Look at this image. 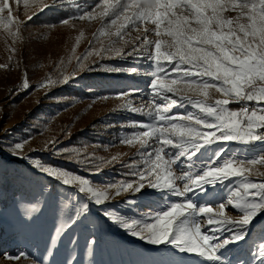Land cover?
I'll return each mask as SVG.
<instances>
[{"label": "snow or ice", "instance_id": "snow-or-ice-1", "mask_svg": "<svg viewBox=\"0 0 264 264\" xmlns=\"http://www.w3.org/2000/svg\"><path fill=\"white\" fill-rule=\"evenodd\" d=\"M56 7L61 5L57 0H52L51 4H45L34 15ZM75 10L80 13L81 20L100 19L102 22L100 34L108 37L109 42L106 47L102 46L96 51V55L114 52L117 57H135L149 62L152 71L148 73V91L154 102L147 112H142L148 123L138 125L146 130L121 140L122 143L141 145L143 165H130V168L139 169L131 172V181L108 183L100 188L84 176L39 158L22 155L25 141L15 142L3 149L18 159L28 160L35 172L75 193V196L57 195L54 209L57 224L49 237V255L54 253L64 235L89 214L91 205L103 207L111 203L113 190L116 196L128 193L134 197L150 188L184 202L169 203L166 198L162 210L151 216V222L147 218H126L108 209L102 211L101 215L147 243L170 245L180 253L195 254L203 258V264H233L232 259L224 255V250L244 240L251 222L264 213V174L251 175V166L264 164V155L251 159L246 155H233L222 160L227 155L223 145L228 142H264V0H97L94 5L84 8L77 4ZM228 12L237 15H226ZM32 19L33 16H28V21ZM121 19L122 22L118 23ZM26 23L17 22L12 0H0V25L14 40L20 38L21 24ZM60 23L67 24L68 19ZM149 23L153 27H144L143 35L125 39L131 30H139L140 25ZM112 28L115 30L112 31ZM150 34L155 39H151ZM11 51L15 53L16 49L12 48ZM9 59L12 60V57ZM84 59L87 56L77 57V63L80 67L88 68L82 63ZM11 67V63L0 64V69ZM129 71L134 74L137 69ZM178 81L182 82L183 88L174 87ZM53 83L58 84L59 81H47L49 86ZM64 83H68V80ZM23 87H30L27 77ZM212 88L222 93L224 98L210 101L209 90ZM138 91L131 90L128 95ZM186 91H194L198 95L179 94ZM156 98L168 101L169 105L161 107L160 103L155 102ZM232 103L255 107L232 111L228 108ZM173 106H192L197 111L181 118L182 114H170ZM131 111L142 110L132 108ZM214 144L220 146L209 159L200 160L197 165L189 164L197 171L176 174L173 165L182 167L185 161L191 162L203 147ZM56 145L57 141L52 140L45 150L51 147L56 155L67 153V149H60ZM115 159L113 157L112 161ZM244 161L248 162V166H242ZM100 171L102 169L92 174L98 175ZM234 180L239 183H234ZM177 181L184 182L182 188ZM224 182L229 183L228 205L242 213L238 219H215L222 216L224 203L219 205L220 213H214L211 207L197 206L189 195L205 191V186ZM52 187L41 185L32 199L17 201V210L25 222H32L43 213ZM123 202L136 204V200L131 198ZM202 217H207L204 232ZM261 239L262 242L255 245L252 252L251 264H264V237ZM77 240L78 237L74 235L69 242L75 244ZM94 244V239L89 240V246ZM26 255L20 252L10 258L19 260ZM69 264H75V260L69 261ZM235 264L248 262L240 258Z\"/></svg>", "mask_w": 264, "mask_h": 264}, {"label": "rangeland", "instance_id": "rangeland-1", "mask_svg": "<svg viewBox=\"0 0 264 264\" xmlns=\"http://www.w3.org/2000/svg\"><path fill=\"white\" fill-rule=\"evenodd\" d=\"M57 2L61 7L45 9L39 15H34L45 4H51L52 0H27V6L25 0H12L17 22L27 21L21 24L20 38L14 40L0 25V64H12L11 69H0V264H69L71 260H75V264H203V258L195 254L180 253L170 245L147 243L101 215L102 211L108 209L126 218H147L151 222V216L162 210L166 198L169 203L184 202L150 188L134 197L128 193L116 196L113 190L111 203L103 207L91 205L89 214L64 235L54 253L49 255V237L57 224L54 211L57 195L75 196V193L35 172L28 160L18 159L3 149L15 142L25 141L22 155L39 158L84 176L96 187L131 181V172L139 169L130 168V165H143L141 145L122 143L121 140L146 130L138 125L148 123L142 112H147L154 102L148 91V73L152 71V66L147 60L117 57L114 52L96 55V51L102 46L106 47L109 42L108 37L100 34L102 22L100 19L81 20L80 13L75 9L77 4L84 8L94 5L97 0ZM226 15L234 17L237 13L228 12ZM28 16H33V19L28 21ZM46 16L55 17L46 20ZM64 19H68L67 24L60 23ZM144 27L152 28L153 25H140L139 30H131L125 39L143 35ZM150 38L155 39V36L150 34ZM163 38L170 40L169 37ZM12 48L16 49L15 53L11 51ZM84 56L87 59L82 63L88 68L80 67L77 63V57ZM117 68L121 71H115ZM132 68L137 69L134 74L129 71ZM26 77L30 85L27 89L23 87ZM49 79L58 80L59 83L49 86ZM65 80L68 83H64ZM42 83L44 86H39ZM174 87L184 86L178 81ZM59 88L62 90L59 91ZM131 90L139 91L128 95ZM121 93L125 95H119ZM179 94L198 95L194 91ZM222 98V93L215 88L209 90L210 101ZM155 102L160 103L161 107L169 105L168 101L159 98ZM132 108L142 111L133 112ZM228 108L238 111L242 104L232 103ZM196 111L192 106L170 108V114H182L181 118ZM74 135L79 136L74 138ZM52 140L57 141L56 147L67 149V153L56 155L51 147L45 150ZM255 143H226L223 146L227 155L222 160L233 155H246L249 159L258 157L255 151L249 149ZM219 146L203 147L191 162L185 161L182 167L173 165L174 171L177 175L197 171L189 164L197 165L200 160L209 159ZM33 149L36 151L33 152ZM113 157H116L115 161H112ZM242 166H248V162L244 161ZM251 168L252 176L264 174V164L257 163ZM98 169L102 171L93 175ZM233 182L239 183L238 180ZM183 183L177 181L181 188ZM41 185L53 186L48 205L38 219L25 222L17 210V201L32 199ZM205 188V191L189 194L197 206H208L214 213H220L219 205L224 203L222 216L215 219H238L242 215L228 205V182ZM129 198L135 199L136 204L123 202ZM206 222L207 217H202V232ZM249 229L244 240L224 250V255L229 256L233 264L240 258L251 264L255 245L262 242L261 238L264 237V213L251 222ZM74 235L78 240L72 244L69 241ZM93 239L95 244L89 246V240ZM20 252L27 255L19 260L10 258Z\"/></svg>", "mask_w": 264, "mask_h": 264}, {"label": "built area", "instance_id": "built-area-1", "mask_svg": "<svg viewBox=\"0 0 264 264\" xmlns=\"http://www.w3.org/2000/svg\"><path fill=\"white\" fill-rule=\"evenodd\" d=\"M242 107H247L249 110H251V108L255 107V105L246 104V105H242ZM249 149L255 151V153L259 156L264 155V142L257 141L255 145Z\"/></svg>", "mask_w": 264, "mask_h": 264}, {"label": "trees", "instance_id": "trees-1", "mask_svg": "<svg viewBox=\"0 0 264 264\" xmlns=\"http://www.w3.org/2000/svg\"><path fill=\"white\" fill-rule=\"evenodd\" d=\"M54 17H55V16H49V17L46 16L45 19H46V20L54 19ZM58 90L61 91L62 88H59ZM78 136H79V135H74V138H75V137H78Z\"/></svg>", "mask_w": 264, "mask_h": 264}]
</instances>
